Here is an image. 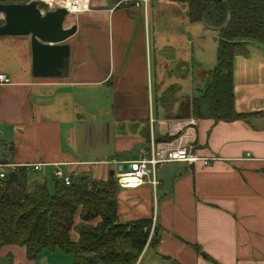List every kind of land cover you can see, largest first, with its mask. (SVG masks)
<instances>
[{
	"label": "crops",
	"instance_id": "1",
	"mask_svg": "<svg viewBox=\"0 0 264 264\" xmlns=\"http://www.w3.org/2000/svg\"><path fill=\"white\" fill-rule=\"evenodd\" d=\"M155 3L177 2L149 0L144 10L134 1H107L70 12L64 26L77 28L65 41V77L33 76L29 37L0 36V74L10 79L0 87V159L11 166L5 171L24 169L29 190L47 185L57 167L71 181H116L150 143L171 140L170 124L179 122L177 136L210 162L165 163L155 171L156 186L150 176L136 186L118 184V222L149 220V238L158 236L155 246L148 239L136 264H213L193 246L219 264H264V119L192 114L185 99L199 96L210 75L204 72L201 87L188 90L178 75L187 70L185 28L175 23L181 35L166 33ZM261 47L248 43L245 54L233 57L238 112L264 109ZM40 258V252L29 258L21 246L0 248V264H38Z\"/></svg>",
	"mask_w": 264,
	"mask_h": 264
},
{
	"label": "trees",
	"instance_id": "2",
	"mask_svg": "<svg viewBox=\"0 0 264 264\" xmlns=\"http://www.w3.org/2000/svg\"><path fill=\"white\" fill-rule=\"evenodd\" d=\"M29 1L0 0V4ZM169 1L184 4L191 22L203 19L218 28L217 63L208 72L210 83L199 96L186 100L192 114L214 121L264 119V110H235L232 78L233 57L245 54L246 44L264 47V0ZM17 174L9 185L6 180L0 185V248L24 247L29 258L44 249L59 250L72 253L73 264H136L148 239L152 246L158 243L157 235L149 238V220L118 222V183L112 178L104 181L80 176L70 185L56 181L50 193L43 183L29 190L24 169ZM71 231L76 232V241L71 240ZM193 248L206 260L219 264L198 246Z\"/></svg>",
	"mask_w": 264,
	"mask_h": 264
},
{
	"label": "water",
	"instance_id": "3",
	"mask_svg": "<svg viewBox=\"0 0 264 264\" xmlns=\"http://www.w3.org/2000/svg\"><path fill=\"white\" fill-rule=\"evenodd\" d=\"M121 0H109L111 6ZM219 1L224 0H210ZM69 11L62 6L52 10L40 7L39 0L26 3L0 4V36H28L31 48V74L36 77H65L68 69L69 45L65 42L77 26L65 27ZM227 22V20H226ZM225 22V23H226ZM134 168L129 165L128 169ZM18 178L14 171L8 173L7 185Z\"/></svg>",
	"mask_w": 264,
	"mask_h": 264
},
{
	"label": "rangeland",
	"instance_id": "4",
	"mask_svg": "<svg viewBox=\"0 0 264 264\" xmlns=\"http://www.w3.org/2000/svg\"><path fill=\"white\" fill-rule=\"evenodd\" d=\"M109 0H88L87 4H93V3H106ZM159 3H155L154 7L155 13L160 14L161 21H158L162 25H164V28L167 32H172V37H179L181 34H175L176 30L178 29L176 24L182 25V30L185 28L186 33L182 36V45L183 42L186 41L187 45V70H186V76L184 74H179L180 77H182L183 82H187L188 90L190 91L191 88H196L197 86L201 87V78L205 73H208L210 70H212L216 63H217V47H218V28L211 27L207 25L203 19L197 22H191L187 15H184V8L183 10L179 8L178 3H171L170 4H161L157 6ZM170 8L171 13V21H170V28L167 29L169 26L166 24L167 20V9ZM172 8V10H171ZM179 11L181 13H179ZM76 13H79L76 12ZM166 13V18L164 17ZM187 14V13H186ZM0 18H2L0 16ZM2 20V19H1ZM166 21V22H165ZM4 38V37H1ZM264 49V47H261ZM247 49V46H246ZM261 50V49H258ZM197 56V52H200ZM193 53V60L190 61V57ZM177 71V70H176ZM182 75V76H181ZM179 78V77H178ZM188 91V93H189ZM251 91V90H250ZM241 98L244 99L243 104L248 105L249 102H246L247 95L242 94ZM186 98L185 100H187ZM264 109H255V111H260ZM254 111V112H255ZM55 171V170H54ZM53 171V172H54ZM37 179V178H33ZM53 179L55 177L50 176L48 178L49 183L46 185L47 189L52 191L54 188V182ZM71 236L75 234L74 232H70ZM41 258L38 264H56L59 262L60 264H73L74 262V255L72 253H60L59 251H50L49 249H44L40 252ZM58 259L60 261H58Z\"/></svg>",
	"mask_w": 264,
	"mask_h": 264
},
{
	"label": "built area",
	"instance_id": "5",
	"mask_svg": "<svg viewBox=\"0 0 264 264\" xmlns=\"http://www.w3.org/2000/svg\"><path fill=\"white\" fill-rule=\"evenodd\" d=\"M88 0H70L65 7L70 13V7L74 6L75 11H82L87 7ZM129 2L134 1V6H142L144 10L147 8L149 0H127ZM42 10L48 9L52 10L57 6L61 5H51L47 3L46 0H39ZM42 4V5H41ZM77 9V10H76ZM10 79L5 74H0V87L5 84H9ZM181 129V124L179 122L175 124H170L169 133L171 140L165 142L150 143L149 147L143 151L141 156L134 162H131V166L134 168L120 170L116 173V182L120 186H136L139 184L146 176H150V183L156 186L159 182L155 178V171L157 168L161 167L163 164L168 162H197L201 161L204 165L210 162L209 158H199L194 154V146L191 143L182 141V139L177 136V132ZM105 162H108L107 160ZM6 167L11 166L4 163L0 159V185L7 179L8 172L5 171ZM35 170H39L40 164L33 165ZM54 177L59 182L64 185L71 184V178L67 173H65L60 168H56L54 171ZM153 227L150 225L149 232L151 233ZM146 230V228H144Z\"/></svg>",
	"mask_w": 264,
	"mask_h": 264
},
{
	"label": "bare ground",
	"instance_id": "6",
	"mask_svg": "<svg viewBox=\"0 0 264 264\" xmlns=\"http://www.w3.org/2000/svg\"><path fill=\"white\" fill-rule=\"evenodd\" d=\"M47 3L51 5H61V6H66L70 0H46ZM77 10V9H76ZM74 6L70 7V12H74Z\"/></svg>",
	"mask_w": 264,
	"mask_h": 264
}]
</instances>
